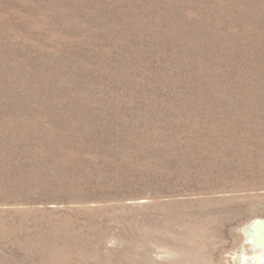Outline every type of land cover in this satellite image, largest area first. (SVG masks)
<instances>
[{"label": "rangeland", "instance_id": "1", "mask_svg": "<svg viewBox=\"0 0 264 264\" xmlns=\"http://www.w3.org/2000/svg\"><path fill=\"white\" fill-rule=\"evenodd\" d=\"M256 220L264 0H0V264H264Z\"/></svg>", "mask_w": 264, "mask_h": 264}, {"label": "bare ground", "instance_id": "2", "mask_svg": "<svg viewBox=\"0 0 264 264\" xmlns=\"http://www.w3.org/2000/svg\"><path fill=\"white\" fill-rule=\"evenodd\" d=\"M245 235L246 239L253 244L254 250H260L259 253L254 254L255 256H253L259 262L264 254V221H254L252 225L246 228Z\"/></svg>", "mask_w": 264, "mask_h": 264}]
</instances>
